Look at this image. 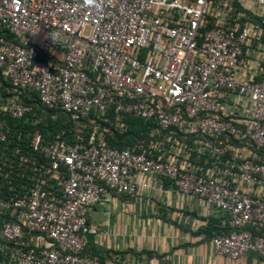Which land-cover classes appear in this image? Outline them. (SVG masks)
Masks as SVG:
<instances>
[{
    "label": "built area",
    "instance_id": "2783aa9c",
    "mask_svg": "<svg viewBox=\"0 0 264 264\" xmlns=\"http://www.w3.org/2000/svg\"><path fill=\"white\" fill-rule=\"evenodd\" d=\"M263 73L264 0H0V75L17 92L0 110L24 117L32 107L19 93L34 91L77 130L49 142L31 131L53 173L0 192V264H102L85 253L98 232L90 210L149 187L141 175L228 217L217 254L264 258V195L244 189L264 187ZM128 116L154 125L110 145Z\"/></svg>",
    "mask_w": 264,
    "mask_h": 264
},
{
    "label": "crops",
    "instance_id": "0c3cea01",
    "mask_svg": "<svg viewBox=\"0 0 264 264\" xmlns=\"http://www.w3.org/2000/svg\"><path fill=\"white\" fill-rule=\"evenodd\" d=\"M188 161L196 162V156ZM138 179L149 187L113 193L90 210L98 232L87 235L86 254L99 257L102 264L108 259L116 264H264L253 251L236 259L216 253L212 239L228 228V217L217 207L180 192L170 179ZM244 189L264 195L263 186Z\"/></svg>",
    "mask_w": 264,
    "mask_h": 264
},
{
    "label": "trees",
    "instance_id": "16d2710c",
    "mask_svg": "<svg viewBox=\"0 0 264 264\" xmlns=\"http://www.w3.org/2000/svg\"><path fill=\"white\" fill-rule=\"evenodd\" d=\"M39 59L45 60V56L40 55ZM15 94L17 92L0 75L1 101ZM19 94L20 100L32 107L30 112L18 118L0 110V127L8 134V140L0 143V163L3 165L0 192L6 196L21 194L31 188L37 178L50 179L53 173L43 155L35 153L28 145L29 135L35 127L41 129L46 142L52 141L58 135L72 141L77 133L75 124L63 110L44 106L34 91ZM85 122L88 125L82 126V130L87 133L90 123L88 120ZM102 123L103 126L106 125ZM108 125L111 126L110 123H107ZM126 125L127 128L123 132H107L106 138L110 145L119 148L130 146L143 138L154 123L128 116ZM227 230L229 229L222 227L217 235Z\"/></svg>",
    "mask_w": 264,
    "mask_h": 264
}]
</instances>
